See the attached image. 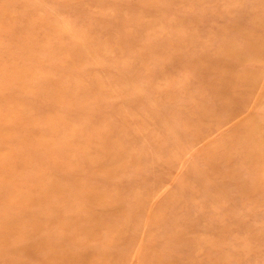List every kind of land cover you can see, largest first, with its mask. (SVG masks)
Masks as SVG:
<instances>
[{"label": "rangeland", "instance_id": "obj_1", "mask_svg": "<svg viewBox=\"0 0 264 264\" xmlns=\"http://www.w3.org/2000/svg\"><path fill=\"white\" fill-rule=\"evenodd\" d=\"M262 40L264 0H0V242L22 251L0 256L264 264V192L226 164L212 88L226 45L263 73Z\"/></svg>", "mask_w": 264, "mask_h": 264}, {"label": "bare ground", "instance_id": "obj_2", "mask_svg": "<svg viewBox=\"0 0 264 264\" xmlns=\"http://www.w3.org/2000/svg\"><path fill=\"white\" fill-rule=\"evenodd\" d=\"M255 43L253 41L252 45L255 46ZM258 44L261 53L255 57L254 62H264V40ZM236 54L229 45H226V49L221 54L222 57L217 58V62L223 60L231 61L232 67L231 71L220 70L214 75V86L212 88L214 90L213 103H215V111H213L216 120L215 126H217L215 131H218V138L224 142L220 148L225 151V160L229 169L241 170L248 174L247 183L249 186L246 185L243 191L247 194L252 192L254 194L256 192H264V137L261 134L263 121L261 119L262 115L256 111L260 100L264 96V72L244 68L241 61L242 58L237 57ZM201 58L202 56L198 55L196 57L197 65L195 68H191L194 69L198 78L205 77L208 72L201 64L203 60ZM205 100L203 98V101ZM19 104L23 105V102ZM201 104V99L196 101L197 113L195 116L197 124L192 128L196 133L194 134V143L201 139H207L205 138L207 134L204 135L199 131V128L203 123V118L208 117L207 114L211 113V111L201 110L199 107ZM219 166H221L220 163H217L216 167L218 170ZM12 229L13 227L10 226V230ZM3 234L5 233L3 232ZM3 248L11 253L22 252L17 247L3 245L0 242V249ZM21 250L24 251V248ZM0 261L4 262V264L15 263L8 262L2 256H0ZM15 264H24V262Z\"/></svg>", "mask_w": 264, "mask_h": 264}]
</instances>
